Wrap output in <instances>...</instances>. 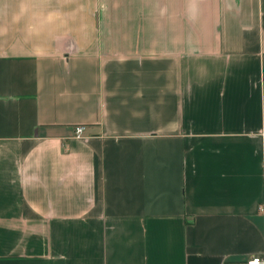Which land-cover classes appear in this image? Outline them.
<instances>
[{"label": "crops", "instance_id": "crops-1", "mask_svg": "<svg viewBox=\"0 0 264 264\" xmlns=\"http://www.w3.org/2000/svg\"><path fill=\"white\" fill-rule=\"evenodd\" d=\"M252 256L264 0H0V264Z\"/></svg>", "mask_w": 264, "mask_h": 264}, {"label": "built area", "instance_id": "built-area-1", "mask_svg": "<svg viewBox=\"0 0 264 264\" xmlns=\"http://www.w3.org/2000/svg\"><path fill=\"white\" fill-rule=\"evenodd\" d=\"M86 125H79L76 127V136L81 137L86 131ZM243 264H264V258L260 256H252L247 259Z\"/></svg>", "mask_w": 264, "mask_h": 264}]
</instances>
